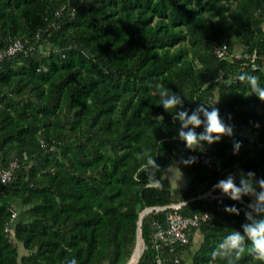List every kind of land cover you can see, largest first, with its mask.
<instances>
[{
    "label": "trees",
    "instance_id": "1",
    "mask_svg": "<svg viewBox=\"0 0 264 264\" xmlns=\"http://www.w3.org/2000/svg\"><path fill=\"white\" fill-rule=\"evenodd\" d=\"M38 32L33 56L0 62V167L28 155L14 180L0 185V264H125L140 212L178 202L185 215L212 216L197 229L196 250L192 236L176 247L178 264H226L212 252L243 231L252 198L202 195L228 174L237 185L241 173L264 177V101L237 78L252 74L264 86V70L219 59L213 47L264 54V0H0V47ZM159 86L180 95L183 108L165 111ZM200 104L233 126V136L202 152L185 147L173 119ZM234 141L242 145L235 155ZM146 149L160 165L159 187L141 171ZM189 156L197 162L181 163ZM174 161L189 178L182 190L166 176ZM232 205L239 215L225 211ZM140 220L146 248L137 264H154L150 231L163 212ZM235 264L261 262L245 255Z\"/></svg>",
    "mask_w": 264,
    "mask_h": 264
},
{
    "label": "clouds",
    "instance_id": "2",
    "mask_svg": "<svg viewBox=\"0 0 264 264\" xmlns=\"http://www.w3.org/2000/svg\"><path fill=\"white\" fill-rule=\"evenodd\" d=\"M237 78L241 82L248 83L251 93L264 101V86L260 85L257 76L242 73ZM157 92L160 97V105L165 111L183 108L181 96L169 88L159 86ZM209 107H211L210 111ZM201 115L203 119H201ZM173 119L180 122L178 138L191 151L202 152L205 150V144L211 145L219 142L224 136H233V126L225 123L220 116L219 109L213 105L200 104L191 111V114L187 109L178 110ZM200 126H203V131L197 133L195 129ZM255 126L259 127V124L257 123ZM241 146L240 141L233 142L234 155L238 154ZM141 159L144 160L141 171L147 173L148 179L151 181L150 186L159 187L156 173L160 170V165L157 164L151 150L146 149ZM197 160L196 156H189L187 159L182 157L181 163L189 166L196 163ZM212 188L220 190L222 194L234 201H241L245 196L252 198L247 205L248 210L244 213L247 222L241 225L243 231L233 230L227 234L212 252V258L224 260L226 264H235V261L248 255L264 264V177L257 178L254 171L241 173L239 185H237L235 177L228 174L225 179H220ZM225 211L239 215V210L234 205L225 206ZM67 264H78V261L72 258Z\"/></svg>",
    "mask_w": 264,
    "mask_h": 264
},
{
    "label": "built area",
    "instance_id": "3",
    "mask_svg": "<svg viewBox=\"0 0 264 264\" xmlns=\"http://www.w3.org/2000/svg\"><path fill=\"white\" fill-rule=\"evenodd\" d=\"M58 13V11H57ZM51 25H55L52 23ZM40 32L32 39L21 36L8 42L3 48L0 47V62L5 57L21 54L24 57L33 56L38 48ZM213 52L219 59L241 60L249 64L251 69L264 70V54H258L256 50L245 51L240 47L235 51H230L226 44H217L213 47ZM28 155L23 152L21 157L11 159L6 167H0V185H7L14 180V173L20 167L21 160H26ZM211 192V190H210ZM205 193L202 197L210 194ZM209 193V194H208ZM185 202L172 203L170 205L153 207L152 210L163 212V221H154L151 226L149 245L154 250V264H178L180 258L175 254L178 245L190 243L193 232L199 229L203 222L211 220L209 212L183 214L181 208ZM16 217V212L12 211L11 219ZM210 217V219H209ZM10 223L4 228L8 232Z\"/></svg>",
    "mask_w": 264,
    "mask_h": 264
},
{
    "label": "rangeland",
    "instance_id": "4",
    "mask_svg": "<svg viewBox=\"0 0 264 264\" xmlns=\"http://www.w3.org/2000/svg\"><path fill=\"white\" fill-rule=\"evenodd\" d=\"M51 122H53V120H51ZM243 134L247 135V136H251L253 137V135L249 132L248 129H245L243 131ZM166 176L168 177V179L170 180V183H171V186H172V189L174 190H182L184 188H186L187 184H188V180L189 178L185 175H183L180 170H179V161H174L167 169V173H166ZM218 190V189H216ZM210 192V191H208ZM207 193V192H206ZM209 194V193H208ZM219 195H223V196H226L224 194H222L219 190L218 193H215L213 192V190H211L210 194L207 195L209 196L210 199H213L214 197H217ZM206 198V197H205ZM14 205V204H13ZM14 207V206H13ZM15 208V207H14ZM24 217V216H23ZM25 220H27L28 218H24ZM13 241V243L15 244L16 248H17V251H18V254L19 256L23 255V254H26L27 251L24 250V248L22 247V245L13 237L11 236L10 237ZM192 249L193 250H196L200 243H201V240H202V235L200 234L199 231L196 232V234L193 233L192 235ZM142 242H143V249H142V252H141V255L144 253V249L146 248V241H144V239L142 238ZM140 255V256H141ZM138 262V261H137ZM137 264V263H136Z\"/></svg>",
    "mask_w": 264,
    "mask_h": 264
},
{
    "label": "bare ground",
    "instance_id": "5",
    "mask_svg": "<svg viewBox=\"0 0 264 264\" xmlns=\"http://www.w3.org/2000/svg\"><path fill=\"white\" fill-rule=\"evenodd\" d=\"M144 215H145V214L142 213V214H141V218H142ZM141 218H140V219H141ZM140 225H141V222H140ZM142 249H143V242H142L141 237H139L138 240L136 241V245H135V248H134V251H133V254H132L131 259H130L127 263H125V264H136L138 258H139L140 255H141Z\"/></svg>",
    "mask_w": 264,
    "mask_h": 264
},
{
    "label": "water",
    "instance_id": "6",
    "mask_svg": "<svg viewBox=\"0 0 264 264\" xmlns=\"http://www.w3.org/2000/svg\"><path fill=\"white\" fill-rule=\"evenodd\" d=\"M152 209H153V207H149V208H146V209H144L142 212H140V214H139V217L141 218V214L142 213H144V214H146V213H148V212H150V211H152ZM140 219L138 220V227H137V240H138V238L139 237H141V239H142V231H141V227H140ZM143 241V240H142ZM131 258V257H130ZM138 261V260H137ZM137 263V262H136Z\"/></svg>",
    "mask_w": 264,
    "mask_h": 264
},
{
    "label": "crops",
    "instance_id": "7",
    "mask_svg": "<svg viewBox=\"0 0 264 264\" xmlns=\"http://www.w3.org/2000/svg\"><path fill=\"white\" fill-rule=\"evenodd\" d=\"M238 46H236V49L235 50H237V49H239V48H237ZM198 230H196L195 232H194V234H196V232H197Z\"/></svg>",
    "mask_w": 264,
    "mask_h": 264
}]
</instances>
